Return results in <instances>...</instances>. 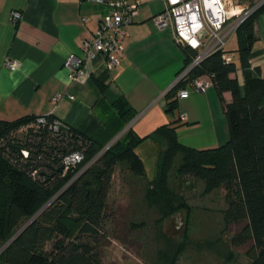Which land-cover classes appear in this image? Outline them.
Returning <instances> with one entry per match:
<instances>
[{
	"label": "trees",
	"instance_id": "16d2710c",
	"mask_svg": "<svg viewBox=\"0 0 264 264\" xmlns=\"http://www.w3.org/2000/svg\"><path fill=\"white\" fill-rule=\"evenodd\" d=\"M263 9L264 4L235 33L238 66L233 59H223L228 53L223 48L188 74V79L206 75L216 88L228 126L223 145L205 149L185 146L177 140L173 122L144 137L129 127L102 151V146L79 131L69 127L53 133L47 125L36 124L35 116L0 120V264H100L94 245L77 237L97 242L102 236L115 166L125 162L134 176L144 177L135 148L147 139L157 145L149 195L162 199L167 213H179L180 205L167 188V173L178 158L177 175L198 178L206 192L223 190L224 226L235 228L230 245L243 248L249 264H264V78L249 62L254 21ZM182 51L184 67L196 52L187 47ZM184 85L181 82L166 92L167 113L176 111L175 95ZM224 92L231 95L228 102L223 99ZM113 107L124 125L135 117L122 97ZM21 125H27L26 129L20 130ZM12 146L26 150L27 156ZM74 150L82 152L83 158L64 171L61 159Z\"/></svg>",
	"mask_w": 264,
	"mask_h": 264
},
{
	"label": "crops",
	"instance_id": "0c3cea01",
	"mask_svg": "<svg viewBox=\"0 0 264 264\" xmlns=\"http://www.w3.org/2000/svg\"><path fill=\"white\" fill-rule=\"evenodd\" d=\"M108 1L0 0V120L51 116L102 147L129 127L144 137L174 122L177 140L185 146L205 149L223 145L228 126L213 84L204 91L190 90L177 100L173 114L166 112L165 94L183 67L184 54L170 30L159 29L152 21L162 10V0H139L138 14L127 26L119 66L106 69L103 55L98 54L82 66L84 81L69 82L64 61L70 55L81 57L80 43L96 30ZM12 11L21 14L16 24L9 21ZM253 34L249 62L264 78V9L254 21ZM232 39L237 44L234 34L225 50ZM6 59L16 61L18 67L10 70L4 65ZM237 74L242 89L243 80L239 81ZM57 93L71 94L73 99L66 96L52 102ZM119 97L135 112L128 125L113 107ZM223 99L228 102L230 93L224 92ZM147 146L156 158L157 145L148 139L135 150Z\"/></svg>",
	"mask_w": 264,
	"mask_h": 264
},
{
	"label": "rangeland",
	"instance_id": "374dc122",
	"mask_svg": "<svg viewBox=\"0 0 264 264\" xmlns=\"http://www.w3.org/2000/svg\"><path fill=\"white\" fill-rule=\"evenodd\" d=\"M237 46L232 39L227 50L238 66ZM237 76L240 81L241 74ZM135 152L142 160L144 177L134 176L125 162H118L108 190L102 236L97 242L77 237L94 245L100 264H249L243 248L229 243L235 228L225 229L222 189L206 192L198 178L177 175L176 158L167 173L168 194L180 205L173 217L162 199L149 195L156 161L152 150L147 146Z\"/></svg>",
	"mask_w": 264,
	"mask_h": 264
},
{
	"label": "built area",
	"instance_id": "2783aa9c",
	"mask_svg": "<svg viewBox=\"0 0 264 264\" xmlns=\"http://www.w3.org/2000/svg\"><path fill=\"white\" fill-rule=\"evenodd\" d=\"M263 4L264 0H162V10L152 18L154 25L159 29L168 28L178 46L187 47L196 52L191 62L177 73L171 85L173 87L185 82L184 87L176 92L177 100L186 97L192 89L204 91L212 84L206 75L188 79L190 70L210 54L225 48L239 26ZM140 6L139 0H109L107 2L106 13L100 18L96 30L80 43L81 57L70 55L64 61L69 82L84 81L86 74L82 66L98 54L103 55L106 69L119 66L127 26L138 14ZM20 18L19 11H12L9 21L16 24ZM223 59L227 62L232 60L227 53L223 55ZM4 65L10 70L18 67V63L10 59H6ZM66 96L73 99L71 94L57 93L53 96L52 102H57ZM180 117L182 118L183 115ZM49 119L50 116H39L35 118V122L41 126L47 125L53 133L69 129L63 121L53 117ZM109 145L103 147L102 151ZM21 151V155L26 157L27 151L23 149ZM82 158V152L71 151L63 156L61 166L66 171Z\"/></svg>",
	"mask_w": 264,
	"mask_h": 264
},
{
	"label": "water",
	"instance_id": "95a60500",
	"mask_svg": "<svg viewBox=\"0 0 264 264\" xmlns=\"http://www.w3.org/2000/svg\"><path fill=\"white\" fill-rule=\"evenodd\" d=\"M12 147L16 150V152H18L19 154H22L20 147H18V146H12Z\"/></svg>",
	"mask_w": 264,
	"mask_h": 264
},
{
	"label": "flooded vegetation",
	"instance_id": "af4514ba",
	"mask_svg": "<svg viewBox=\"0 0 264 264\" xmlns=\"http://www.w3.org/2000/svg\"><path fill=\"white\" fill-rule=\"evenodd\" d=\"M175 215H173V217H174Z\"/></svg>",
	"mask_w": 264,
	"mask_h": 264
}]
</instances>
